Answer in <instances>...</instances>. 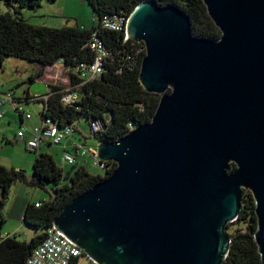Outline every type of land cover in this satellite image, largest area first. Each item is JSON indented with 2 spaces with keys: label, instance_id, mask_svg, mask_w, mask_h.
<instances>
[{
  "label": "water",
  "instance_id": "1",
  "mask_svg": "<svg viewBox=\"0 0 264 264\" xmlns=\"http://www.w3.org/2000/svg\"><path fill=\"white\" fill-rule=\"evenodd\" d=\"M201 1L216 39L152 0L125 21L123 42L144 47L138 83L157 107L119 139L96 141L115 167L51 222L95 264H222L243 190L264 264V0Z\"/></svg>",
  "mask_w": 264,
  "mask_h": 264
},
{
  "label": "trees",
  "instance_id": "2",
  "mask_svg": "<svg viewBox=\"0 0 264 264\" xmlns=\"http://www.w3.org/2000/svg\"><path fill=\"white\" fill-rule=\"evenodd\" d=\"M41 1L0 0V68L5 57L26 60L34 65L28 77L31 83L42 77L51 66L60 64L66 70L67 86L50 82L45 99L30 97L28 92L22 99H14L24 103H41L39 121L42 118L50 119L59 128L74 124V132H77L82 117L90 132V125L95 122L99 130L92 137L96 140L119 139L134 125L148 122L157 107L159 95L145 92L138 83L143 44L128 38L123 42L124 30H108L101 25L105 16H122L126 20L132 9L144 0H84L93 14L92 25L85 27L75 23L74 26L61 28L34 26L23 19L20 10L34 9ZM152 1L158 6L172 4L181 10L189 19L193 36L208 39L219 37L220 33L201 0ZM92 39L100 41L108 54L102 62L101 73L92 79H85L80 72L94 61V52L90 48ZM66 90L78 94V100L67 106L60 102ZM18 121L19 127L22 124L19 115ZM63 150L66 151V148ZM70 152H74V149L71 148ZM32 153L35 157L31 185L44 191L46 198L24 204L22 223L39 232L28 240L19 239L15 234L0 238V264H28L33 249L44 239L52 219L61 208L115 167L112 161H106L102 169L104 175L101 176L89 173L82 164H74L71 173L63 176L50 154L40 150ZM234 167V164H229L230 170ZM23 180L24 175L20 170L0 165V225L4 221L3 209L10 187L15 181ZM35 203L39 205L35 206ZM255 219L252 196L248 190H243L239 215L229 223L238 227L230 231V225L226 226L229 249L222 264L260 263L253 239ZM77 263L75 259L71 264Z\"/></svg>",
  "mask_w": 264,
  "mask_h": 264
},
{
  "label": "rangeland",
  "instance_id": "3",
  "mask_svg": "<svg viewBox=\"0 0 264 264\" xmlns=\"http://www.w3.org/2000/svg\"><path fill=\"white\" fill-rule=\"evenodd\" d=\"M20 14L26 22L34 26H46L50 28H61L63 26H74L75 23L85 27L92 25L93 14L89 4L84 0H42L34 9L22 8ZM34 65L26 60L17 59L13 57H5L0 68V99L2 94L10 93L13 98L22 99L25 92H28L30 97L45 98L48 92L47 85L50 81L46 80L44 75L29 83L28 77L33 72ZM48 74H53L54 71H46ZM45 72V73H46ZM56 83L58 81H55ZM57 85L67 86L66 82H58ZM25 112L31 115V119H24L22 125L26 128L25 136H29L28 130L33 126L39 124V113L41 110V103L37 102H21ZM5 113L0 117V165L7 169L20 170L24 175L23 181H15L9 190L8 202L10 204L23 194L27 193L30 200H42L46 198L44 191L34 188L31 185L32 178V163L35 154L27 152L20 141L15 140V136L19 132L18 115L12 108L10 102H6L1 106ZM77 132H73L71 140L75 144L83 145V149L89 152L90 149L95 150L96 139L92 137L88 130V126L84 118H80L77 126ZM68 145V143H67ZM70 149V146L65 147ZM39 150L51 155L54 163L58 166L66 176L73 170V164L64 163L62 161L63 149L61 145L46 146L41 143ZM77 161L81 163L85 169L94 175H104V172L99 167L93 166V160L90 153L85 156H78ZM6 216V214H5ZM5 224H14L11 220ZM229 230H235L238 225L229 224ZM39 231L34 230L21 223V228L15 235L19 239L28 240L30 237L37 234ZM77 264H89L84 258H79Z\"/></svg>",
  "mask_w": 264,
  "mask_h": 264
},
{
  "label": "built area",
  "instance_id": "4",
  "mask_svg": "<svg viewBox=\"0 0 264 264\" xmlns=\"http://www.w3.org/2000/svg\"><path fill=\"white\" fill-rule=\"evenodd\" d=\"M125 18L122 16H105L101 20V25L103 28L113 31L124 30L125 27ZM126 38V36H125ZM90 48L94 52V61L93 63L84 70H81L80 76L85 79H92L95 76L99 75L102 71L101 65L104 58L107 56V50L97 39H92L90 43ZM54 71L53 74H48L46 72L44 77L48 81H58L66 82L67 84V74L65 68L60 64H55L51 66L48 71ZM56 83V82H55ZM45 99V98H43ZM78 100V94L73 91H65L61 97L60 102L67 106L71 105ZM10 102L12 108L21 116V120L31 119V115L28 112H25L21 102L16 101L10 93L2 94L0 99V117L5 113V110L1 107L4 103ZM27 129L19 126V132L15 136L16 141H20L24 149L27 152H37L39 151L40 144L48 143L49 145H61L63 149L70 146L74 149V152L63 150L62 161L69 164H81L77 161L78 156H85L87 153H90L93 160V166L99 167L100 169L104 168V163L97 157V150L90 149L87 152L83 145L75 144L73 140L67 145L65 141L70 140L72 133L74 132V124L64 125L61 128L57 126L50 119L42 118L38 125L33 126L29 132V136H25V131ZM99 130L97 123L93 122L90 125V133L93 135ZM39 203H35V206H38ZM83 256V257H82ZM86 259L89 264H95L90 261L80 249L72 245L65 238L60 236L54 231L52 225L46 230V235L44 239L33 249L29 259L27 260L28 264H71L73 260H79V258Z\"/></svg>",
  "mask_w": 264,
  "mask_h": 264
},
{
  "label": "crops",
  "instance_id": "5",
  "mask_svg": "<svg viewBox=\"0 0 264 264\" xmlns=\"http://www.w3.org/2000/svg\"><path fill=\"white\" fill-rule=\"evenodd\" d=\"M50 82H54V81H50ZM21 126L24 123V120H22L21 122ZM65 143L69 144V140L65 141ZM46 146H50L48 143H45ZM67 151H71V148ZM42 152V151H40ZM38 202L39 200H30L27 197V193H25V191L23 192V194H21V196L19 198H17L16 200H13L10 204L5 205L4 209H3V223L0 225V238L7 236V235H12L15 234L18 230H20L21 228V223H22V208L24 206V204L26 202ZM8 202V201H7ZM6 214V216H5ZM11 220L14 224L11 225H7L5 224L7 221Z\"/></svg>",
  "mask_w": 264,
  "mask_h": 264
}]
</instances>
